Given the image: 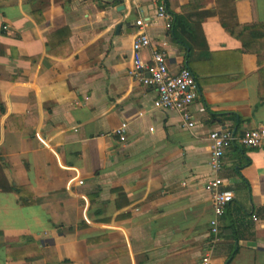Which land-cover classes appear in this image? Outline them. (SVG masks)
<instances>
[{"label": "crops", "instance_id": "obj_1", "mask_svg": "<svg viewBox=\"0 0 264 264\" xmlns=\"http://www.w3.org/2000/svg\"><path fill=\"white\" fill-rule=\"evenodd\" d=\"M163 1L204 38L189 56L190 130L128 75L134 21L155 18L149 0H134L138 14L123 0H0V180L34 194L21 205L0 191V264H226L232 251L228 264H264V149L224 155L233 199L214 245L207 189L209 133L264 126V0ZM147 33L171 73L187 65L163 22ZM28 239L39 255L5 258Z\"/></svg>", "mask_w": 264, "mask_h": 264}, {"label": "built area", "instance_id": "obj_2", "mask_svg": "<svg viewBox=\"0 0 264 264\" xmlns=\"http://www.w3.org/2000/svg\"><path fill=\"white\" fill-rule=\"evenodd\" d=\"M149 1L154 5V19L163 22L165 31L170 32L174 18L167 12L164 1ZM123 2L128 5L129 14L132 10L138 14L137 8L132 5L134 0H123ZM154 19L138 16L134 21L137 32L130 46L131 68L128 75L134 83L154 91L156 94L153 101L154 110L177 114L180 118V127L190 130L194 127V118L190 112V107L199 94L194 81L195 78L184 64L180 66L178 73H171L167 66L166 56L151 47L147 30L155 21ZM145 50L150 53L148 61L142 59V52ZM124 129L125 125L120 124L114 132L116 136H119L121 143L125 142ZM207 141L210 145V158L207 164L210 172L214 175L207 184V189L212 195L211 212L213 219L210 220L209 224L210 235L212 236L211 245H214L218 241V218L222 217L224 209L233 199L232 191L227 188L224 179L219 177L223 157L228 150L234 147L262 150L264 148V126L243 131L241 135H236L233 131L226 129L214 131L209 133ZM207 261V259H203L204 263Z\"/></svg>", "mask_w": 264, "mask_h": 264}, {"label": "trees", "instance_id": "obj_3", "mask_svg": "<svg viewBox=\"0 0 264 264\" xmlns=\"http://www.w3.org/2000/svg\"><path fill=\"white\" fill-rule=\"evenodd\" d=\"M187 8L190 9H195L196 7L194 6V3L192 0H188V6ZM186 8V9H187ZM191 15H179L177 17H173L174 18V22L173 25L171 27L170 30V36H171V41L176 45V46H180L182 48V50L184 51L185 59L187 62V65L185 64V67L188 68L190 71V55L193 53V48L197 47L198 49H202L203 47H205L204 44V38H203V34L201 32V28H200V24H196L193 25L191 23L188 22V17H190ZM202 19V18H200ZM222 26L225 28V30L231 34L232 36L235 37H240L241 34H244L246 32L251 33L253 31V28L250 27H240V26H235L233 28H227L224 24H222ZM200 32V34L198 33ZM238 32V33H237ZM200 35L201 37V41L197 42L198 36ZM192 73V71H191ZM30 112H32V110H30ZM28 117H25V119H22L20 121V123L18 124L16 131L20 130L21 128H24L26 126H29V123L27 122ZM19 122V119H18ZM33 125V124H30ZM234 148H238L240 150H243V148L241 147H234ZM239 150V151H240ZM241 159L244 161L243 165H246L248 163L247 160H244V158L241 156ZM0 191L3 192H12L17 198H19V203L21 205H26L29 204L30 201L33 199L34 194L31 190V187H28V191L26 193V186L22 187V186H9L5 180H0ZM27 195V196H26ZM3 238L2 233L0 232V239ZM2 246V243H0V247ZM33 250L34 251V255L38 254L39 252L38 250L35 248L33 242L31 239H28L26 241L25 244L16 246V247H12L9 246L7 248H5V258L9 257L11 258V256H14L15 258L18 257L19 259H21L22 257H31L33 256L32 252H29V250ZM234 251H232L229 255H228V259L226 261V264H228V262L230 261V259L232 258L231 256L233 255ZM12 258L14 261H17L15 258ZM28 264V263H26Z\"/></svg>", "mask_w": 264, "mask_h": 264}, {"label": "rangeland", "instance_id": "obj_4", "mask_svg": "<svg viewBox=\"0 0 264 264\" xmlns=\"http://www.w3.org/2000/svg\"><path fill=\"white\" fill-rule=\"evenodd\" d=\"M264 149V148H263Z\"/></svg>", "mask_w": 264, "mask_h": 264}]
</instances>
